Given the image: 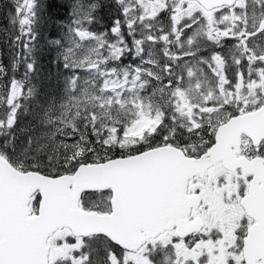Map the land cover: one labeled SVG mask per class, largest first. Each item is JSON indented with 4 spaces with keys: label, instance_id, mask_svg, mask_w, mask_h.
I'll return each mask as SVG.
<instances>
[{
    "label": "snow or ice",
    "instance_id": "6c2138e0",
    "mask_svg": "<svg viewBox=\"0 0 264 264\" xmlns=\"http://www.w3.org/2000/svg\"><path fill=\"white\" fill-rule=\"evenodd\" d=\"M0 264H264V0H0Z\"/></svg>",
    "mask_w": 264,
    "mask_h": 264
},
{
    "label": "trees",
    "instance_id": "16d2710c",
    "mask_svg": "<svg viewBox=\"0 0 264 264\" xmlns=\"http://www.w3.org/2000/svg\"><path fill=\"white\" fill-rule=\"evenodd\" d=\"M56 2H59V0H56ZM64 7H66V6H64Z\"/></svg>",
    "mask_w": 264,
    "mask_h": 264
}]
</instances>
